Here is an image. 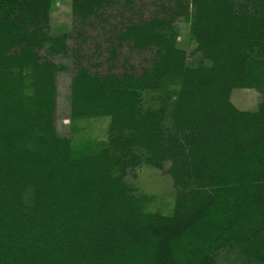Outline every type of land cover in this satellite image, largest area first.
Masks as SVG:
<instances>
[{"label":"trees","instance_id":"1","mask_svg":"<svg viewBox=\"0 0 264 264\" xmlns=\"http://www.w3.org/2000/svg\"><path fill=\"white\" fill-rule=\"evenodd\" d=\"M50 8L0 0V264H215L232 248L264 264V93L229 100L264 84V0H70L57 34ZM56 57L69 118L107 116L102 139L56 132ZM141 165L170 177L168 213L126 184Z\"/></svg>","mask_w":264,"mask_h":264},{"label":"rangeland","instance_id":"2","mask_svg":"<svg viewBox=\"0 0 264 264\" xmlns=\"http://www.w3.org/2000/svg\"><path fill=\"white\" fill-rule=\"evenodd\" d=\"M49 30L53 34L69 31L72 24L70 14V0H51L49 13ZM175 45L186 52L187 62L194 64L193 48L194 42L188 36L189 23L184 19H177L174 22ZM85 48L90 51L92 43H85ZM122 51L126 53V49ZM102 52V51H101ZM103 56V54H101ZM148 57V52L140 55L128 52V62L135 67L140 64V57ZM55 62L63 64L66 70L57 72L54 75L56 87L55 111L53 124L56 132L60 135L69 137L72 145L77 146L78 141L84 138L102 139L105 136L108 117H82L70 119L69 108V83L72 73V65L68 58L56 57ZM173 83L171 89L176 88ZM264 93V84H257L250 88H232L229 93V100L240 110H253L261 100ZM153 95H163L161 93L143 94L142 106H149L153 103ZM124 180L134 194H145L149 196L148 209L166 214L172 205V181L162 170L152 168L149 165H141L131 172L126 173ZM215 264H262L249 257L240 255L235 249L221 250L215 257Z\"/></svg>","mask_w":264,"mask_h":264}]
</instances>
